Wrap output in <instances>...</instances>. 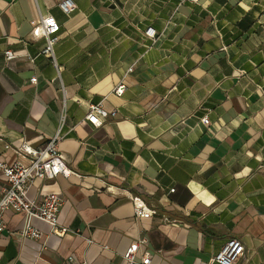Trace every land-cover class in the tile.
Masks as SVG:
<instances>
[{"label": "crops", "instance_id": "obj_1", "mask_svg": "<svg viewBox=\"0 0 264 264\" xmlns=\"http://www.w3.org/2000/svg\"><path fill=\"white\" fill-rule=\"evenodd\" d=\"M37 2L61 24L58 65L32 34L34 0H0V157L27 162L14 147L45 145L66 97L59 150L73 173L30 194L61 195L69 230L34 218L43 236L24 237L8 210L0 264H126L129 246L150 264H220L232 238L237 264H264V0H75L71 14ZM99 101L117 113L97 126L86 114ZM135 195L156 212L137 215Z\"/></svg>", "mask_w": 264, "mask_h": 264}, {"label": "built area", "instance_id": "obj_2", "mask_svg": "<svg viewBox=\"0 0 264 264\" xmlns=\"http://www.w3.org/2000/svg\"><path fill=\"white\" fill-rule=\"evenodd\" d=\"M34 2L37 7V15L31 20L32 34L35 37L45 38V45L42 47L41 53L49 55L55 65H58L55 46L59 40L61 24L54 15L43 13L37 0H34ZM58 5L66 14L73 13L77 8L75 0H58ZM146 34L155 37L156 29L148 27ZM6 55L8 58L15 57L10 49L6 50ZM31 81L36 82L37 77L32 76ZM124 89L125 84L121 83L115 87V92L122 95ZM116 113L115 109L108 111L103 101H99L89 105L86 118L95 125L100 126L108 116H114ZM66 120L67 101L64 96L57 131L45 145L34 147L24 142L22 145L14 147L18 155H24L28 158L27 162L20 158L9 162L0 157V174L4 176L7 182L0 195V234L6 226L5 214L8 210L24 215L25 224L20 230L24 237L40 239L43 236V232L33 224L34 218L47 222L51 226V232L58 236H64L68 232V227L61 225L59 218L64 202L63 197L58 193H46L40 199H37L30 194V187L36 180L54 178L59 174L69 176L73 173L59 150V142L64 137L63 129ZM204 120L206 123L210 121L208 117H205ZM6 147L10 148L12 146L7 144ZM133 201L137 215H152L156 212L141 196L135 195ZM139 241L141 244L147 243V238L145 236L141 237ZM244 253V243L238 238H232L213 256L212 262L237 264ZM137 256L138 248L129 246L124 253L126 264H150V254H144L141 260H138ZM67 259L72 264H83L76 259L73 253H69Z\"/></svg>", "mask_w": 264, "mask_h": 264}]
</instances>
